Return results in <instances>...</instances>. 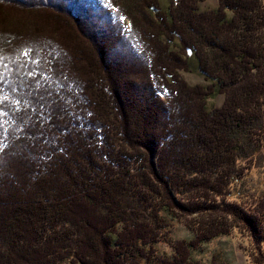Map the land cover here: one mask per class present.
<instances>
[{
  "label": "trees",
  "instance_id": "16d2710c",
  "mask_svg": "<svg viewBox=\"0 0 264 264\" xmlns=\"http://www.w3.org/2000/svg\"><path fill=\"white\" fill-rule=\"evenodd\" d=\"M159 1L0 0L1 18L44 36L10 50L0 40V264H200L207 227L231 220L191 217L197 242L177 239L181 252L168 240L171 259L158 251L161 214L215 208L205 204L225 192L224 176L241 177L236 153L264 145V0ZM69 52L82 62L70 81L52 57ZM193 62L208 84L178 79L176 67ZM215 94L225 95L219 107L208 105ZM160 112L175 129L166 136ZM258 199L247 201L255 215L233 209L264 241Z\"/></svg>",
  "mask_w": 264,
  "mask_h": 264
},
{
  "label": "rangeland",
  "instance_id": "374dc122",
  "mask_svg": "<svg viewBox=\"0 0 264 264\" xmlns=\"http://www.w3.org/2000/svg\"><path fill=\"white\" fill-rule=\"evenodd\" d=\"M138 1V0H136ZM205 2H202V8H208V7H217L218 0H204ZM160 5H162L164 8H166V5L170 4L169 0H160ZM5 9V8H4ZM24 9V8H19ZM24 14L32 13L35 10L32 8L24 9ZM143 11V8H142ZM70 18V16H69ZM28 22L31 19L30 16H27ZM72 21V19L70 18ZM125 22L127 23V27H130V20L129 18L125 19ZM25 21L23 19H20L18 16L14 17L13 15H5L3 18L0 17V40L4 42V47H8L10 50L11 47H18L23 43V39L26 37H32L36 38V40H42L44 36H42L43 32L42 29H39V31H36L33 27L30 25H25ZM30 28V29H27ZM32 28V30H31ZM27 29V30H26ZM32 32V35L26 34L25 32ZM50 33V32H49ZM17 34V35H16ZM38 35V37H37ZM41 35V36H39ZM2 38V39H1ZM22 40V41H21ZM70 45V47H73L72 43L70 41H67ZM82 43H84V40H82ZM81 45V44H80ZM83 46V45H82ZM173 47V46H172ZM179 46L174 45V50H178ZM24 47H20L19 50H21ZM22 53V51H20ZM78 54V53H77ZM53 54V61L56 60L62 61L61 65L64 67V71L68 73V80L70 81L72 77V67L76 66L78 64L79 58L76 54L73 52H69V55L64 53L61 57H63L60 60V56H54ZM157 55V53H156ZM158 56V55H157ZM89 57V55H88ZM12 63H14V58L10 60ZM82 63V62H81ZM192 69L190 70H182L178 67H176V75L178 79L184 78L186 81H188L190 84H208L209 81L205 78V75L201 73L199 70L197 64L193 62ZM116 73V72H115ZM9 75V74H8ZM7 75V76H8ZM31 77H34V74H26ZM9 76H12V73H10ZM5 76H3L4 78ZM92 77H94V74H92ZM3 78L0 80V84L3 82ZM65 79V80H67ZM81 77L78 78V81H82ZM67 82V81H66ZM11 87L10 89H14L16 93H18V89L14 88L12 86V83L10 82ZM16 85V84H15ZM24 87L25 83L22 82L19 84ZM161 99L164 101V97ZM225 95L224 94H218L213 95L208 99V105H215L216 107L221 106L224 103ZM130 116L132 118H135V114L132 113V110H130ZM80 114V112H79ZM1 116V115H0ZM72 117V115H69ZM69 116H66V118H69ZM65 118V119H66ZM80 118V117H79ZM66 122V120H64ZM61 124H63V122ZM147 121H152L153 119H149ZM157 123H162L164 125V129L166 131H163V133L168 135L170 131L174 132L175 129L174 126L169 124V119L165 113L160 112L159 116L157 118ZM58 122V121H57ZM120 123V122H118ZM65 125V124H64ZM90 132H92L90 130ZM158 137V136H156ZM252 144L254 141H251L248 139ZM259 140V137H257V141ZM53 147H56V145H53ZM246 150V151H245ZM244 153L238 154L236 153V158H238L237 161H234V164H237V170L236 174L238 172L241 174V177L236 178L234 176H224L225 179H227V189H225L224 193H214L210 200L205 204L207 206H213L215 208L207 209L204 212L199 211L196 209V207L192 210L193 214L190 216L187 215H179L177 218H173L171 216L163 215L161 214V218L165 220V225L163 226V230H166L167 233V241L166 238H161L160 248L158 251L164 254L163 256H166L168 259L173 258L175 255L176 248L172 246L171 243L168 242V240H171V242L175 245L178 243L179 249L181 252H183L182 248L184 247L179 243V241L185 242L187 246V239H190L191 243L195 244L197 240H193L194 233L192 232L191 228L187 227V225L190 224V219H194L195 221L203 222L207 217H214L219 216L221 214H227L229 213L231 220H229L227 223V226L221 225L216 233L213 232V230H217L216 226L209 228L207 227L208 231H211V237L207 238V242L204 241L202 246L199 250L197 249L195 253V258L200 259V264H264V241H259V238H256L257 236H252V230L248 231L245 226L247 225L242 216H238L233 208H238V210H241V213L244 215L249 214L252 216L253 212L251 209V205H247V201H251V199H254L258 201L259 196H264V145H259L255 143V145H252L250 149H244ZM248 154V155H247ZM234 156V153H233ZM247 156L253 158L251 161L248 162ZM233 158V157H232ZM155 163H156V159ZM232 165V166H233ZM236 167V166H235ZM172 180L173 178L170 177ZM243 180H239V179ZM170 182V181H169ZM170 184V183H169ZM173 187V186H172ZM177 193V192H176ZM227 195V197L225 196ZM176 199L182 203L183 205H193L196 204V206L200 205L199 200L195 199L191 194L190 196L188 194H185L182 198L177 194H175ZM257 203V202H256ZM258 204V203H257ZM256 204H254L255 206ZM193 207V206H192ZM201 207V206H200ZM256 209V206H255ZM222 210V211H221ZM238 213V212H237ZM239 214V213H238ZM253 215L255 213L253 212ZM183 216V218H182ZM229 217V216H228ZM191 219V220H192ZM227 220V218H225ZM244 222V224L242 223ZM261 222V221H260ZM260 224V223H259ZM191 225V224H190ZM249 228V227H248ZM206 231V229H205ZM252 234V235H251ZM201 236V233L199 234ZM262 235L264 233L262 232ZM166 237V236H165ZM254 238V239H253ZM177 239H180L177 243ZM204 238L202 239V241ZM257 241V242H256ZM201 242V241H198ZM258 245L260 249L258 248ZM174 254V255H173ZM182 255V254H181ZM255 255V256H253ZM179 256V255H178ZM153 258V257H152ZM150 259L149 262H151L153 259ZM156 260V258H155ZM152 264H161L158 263V261L151 262ZM149 263V264H151Z\"/></svg>",
  "mask_w": 264,
  "mask_h": 264
}]
</instances>
